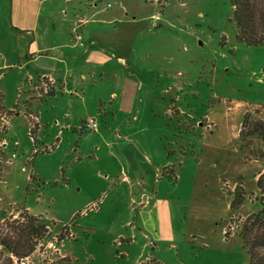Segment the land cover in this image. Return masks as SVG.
<instances>
[{"label":"rangeland","instance_id":"obj_1","mask_svg":"<svg viewBox=\"0 0 264 264\" xmlns=\"http://www.w3.org/2000/svg\"><path fill=\"white\" fill-rule=\"evenodd\" d=\"M235 35L230 0H0V221L27 209L50 230L20 264H248L264 138L240 129L264 120V44ZM66 43L74 108L31 96L28 59ZM57 115L98 126L57 150Z\"/></svg>","mask_w":264,"mask_h":264},{"label":"trees","instance_id":"obj_2","mask_svg":"<svg viewBox=\"0 0 264 264\" xmlns=\"http://www.w3.org/2000/svg\"><path fill=\"white\" fill-rule=\"evenodd\" d=\"M233 21L236 27L235 39L247 45L264 44V0H230ZM0 108L3 109L0 101ZM11 113V111H7ZM258 135L264 138V120L252 118L250 112L244 114L240 136L245 139ZM257 158L264 156L260 150ZM258 194L255 197L258 209L247 216L240 229L242 248L248 256V264H264V169L257 175ZM230 208L239 210L245 203V192L235 187ZM229 232L226 231V235ZM50 235L48 222L31 214L27 209L17 217L0 221V264H20L33 254L42 240ZM70 236L69 226L59 234V240Z\"/></svg>","mask_w":264,"mask_h":264},{"label":"crops","instance_id":"obj_3","mask_svg":"<svg viewBox=\"0 0 264 264\" xmlns=\"http://www.w3.org/2000/svg\"><path fill=\"white\" fill-rule=\"evenodd\" d=\"M82 23H85V21ZM76 47H77V45L75 43H73V44H71V43L61 44L60 49H63V51H57L58 52L57 54H53L52 56L48 55V56L41 57V56H37L34 53L32 55V58L28 59L29 62H32L34 64H36V63L39 64L41 61H43L41 66H38L39 68L36 70V72L38 71V73H40V76H39L40 81H39L38 86L34 85V89L39 87V91L37 90L36 92L33 93V95H31L32 97H34L35 100H41V102H42V100H46V96H50L49 100L45 101V102H46V104L47 103L51 104L52 101L60 98V95L57 94V93H60V94H62L63 98L68 99V100H65L66 104H68L72 108H74L77 100H74V97L70 98L68 96V92L70 95H74V94L76 95L77 91L70 89V87H68V89H65V88H61L59 86L60 84L63 85L65 82L69 86L70 82L68 81V79H71L70 73L72 72V68L62 67V66L59 67L58 64L59 63L60 64H65V63L67 64L68 58L74 57V56L77 57L78 55H80V54H76V53L72 54V52H75ZM94 47L95 46L92 45V46L88 47L85 51H83L82 53L86 54V55L91 54L93 52V49H95ZM55 50H57V49L55 48ZM43 79L46 80V82L49 81L48 84L50 83V86L52 88V92H48L46 90L45 86L42 90L43 85L47 84L43 81ZM36 93H37V95H42L43 97L35 96ZM57 101H59V100H57ZM82 101H85V100H82ZM32 117L35 120V122L37 124H39V122H41L43 120V113H41L40 115L34 114V115H32ZM78 120H79V118H77V116H75V115H66V116L65 115H57L56 116L55 121H54V125H52V127L55 128L54 129V131H55L54 136L56 138L55 145L57 147V150L62 147L63 143L65 142V140L68 136V133H70L71 130L79 128L82 131H84V125H82V121L87 122L88 120L86 121L84 119H80L81 124L79 123V126L77 125ZM85 122H84V124H85ZM97 126H98V124H97ZM86 128L92 129L90 126H87V125H86ZM71 174H72V172H70L67 175L68 182H71V180H72ZM155 199L157 201L159 200L158 198H154V199L151 198L149 206L153 203V200H155Z\"/></svg>","mask_w":264,"mask_h":264},{"label":"built area","instance_id":"obj_4","mask_svg":"<svg viewBox=\"0 0 264 264\" xmlns=\"http://www.w3.org/2000/svg\"><path fill=\"white\" fill-rule=\"evenodd\" d=\"M81 36L78 35V39H80ZM86 125L87 126H90L92 129H96L97 128V123L94 119H89L87 122H86Z\"/></svg>","mask_w":264,"mask_h":264}]
</instances>
